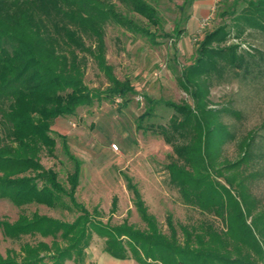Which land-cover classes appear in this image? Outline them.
<instances>
[{
	"label": "trees",
	"instance_id": "obj_1",
	"mask_svg": "<svg viewBox=\"0 0 264 264\" xmlns=\"http://www.w3.org/2000/svg\"><path fill=\"white\" fill-rule=\"evenodd\" d=\"M116 1L128 14L160 27L152 0ZM236 5L221 13H228L229 22L196 40L191 62L180 69L178 85L192 104L156 100L143 93L148 106L138 116V126L158 104L173 109L166 124L147 125L171 145L165 164L170 182L184 201L214 212L226 223L221 231L212 224L182 227L180 240L170 219L169 233L158 228L128 177L127 187L145 228L126 220L104 222L97 208L90 210L78 201L81 161L70 153L63 135L59 137L73 161L72 171L62 179L41 158L56 156L55 120L74 117L78 107H90L102 99L114 102L119 97L118 106H125L128 95L137 92L135 84L128 77L118 78L107 62L108 25L145 35L154 44L160 36L174 34L178 40L184 29L175 25L172 33L161 28L155 34L118 10L112 0H0V198L20 208L13 221L0 219L3 238L20 243L19 249L9 248L5 256L0 253V264H65L67 260L85 264L93 234L103 238V251L110 256L143 264H239L241 256L243 264H255L251 253L264 260V207L253 213L256 201L249 197L245 180L255 173L241 169L252 158L250 139L239 142L240 158L217 165L222 144L233 137L221 115L237 112L212 107L208 97L211 82L226 73L247 77L264 71V53L241 49L239 43L226 45L232 30L235 38L246 27L264 31V0L247 1L238 10ZM89 61L106 77L105 89H92L84 82ZM30 204L76 215L68 221L37 211L27 213L24 206Z\"/></svg>",
	"mask_w": 264,
	"mask_h": 264
},
{
	"label": "rangeland",
	"instance_id": "obj_2",
	"mask_svg": "<svg viewBox=\"0 0 264 264\" xmlns=\"http://www.w3.org/2000/svg\"><path fill=\"white\" fill-rule=\"evenodd\" d=\"M116 8L127 13L116 0H112ZM186 0H152L158 11L160 27L149 24L138 15L128 14L136 22L155 33H172L175 25L184 29L177 37L156 38L159 43H151L147 36L135 34L119 26L108 25L105 33L106 59L113 67V73L120 79L128 77L135 84L136 93L128 95L125 106H118L116 101H95L92 106H80L73 117L58 118L52 125V133L56 136L55 157L42 155L44 166H52L64 179L73 169V161L64 151V143L70 153L81 161L80 182L76 189V199L88 209L97 208L99 218L110 224L126 220L137 228H145L134 205L133 194L127 187L126 177L130 178L139 189L149 215L155 217L158 228L169 233L168 219L171 220L178 239L183 240L182 227L191 229L195 226L212 224L221 231L226 223L214 212L204 211L196 204L183 200L178 190L169 180L165 164L172 153L171 145L151 129L148 124H166L173 109L164 104L153 108V114L138 126V116L148 106L143 93L156 100L180 103L182 100L192 104L191 97L180 88L177 82L180 69L191 62L192 53L196 48L195 36L201 40L206 31H211L222 22H229L228 13L222 16L233 3L236 9L250 0H220L212 19L198 34L197 29L202 16L207 14L213 0H193L190 5ZM257 1V0H251ZM185 3V4H184ZM182 5V6H181ZM181 7V8H180ZM190 13L187 21L185 15ZM162 28V29H161ZM234 31L228 36L226 45L239 43L241 49H257L264 53V31L246 27L243 34L235 38ZM255 73H257L255 71ZM254 72L247 77H239L226 73L211 82L209 101L212 107H226L232 113H223L221 119L233 131V137L221 146L218 156L220 165L240 158L239 142L250 139L252 158L248 166L242 165L247 174L252 171L253 177L245 180L249 188L250 198L256 201L253 213L264 207V71ZM84 82L89 88L103 90L107 87L106 77L92 61H89ZM59 135L65 137L63 143ZM116 144L117 149L112 147ZM220 161H222L220 163ZM225 174V173H224ZM222 183V177L218 178ZM113 199L116 200L113 205ZM27 213L37 211L53 217L71 221L76 213L61 209H51L44 205L30 204L24 206ZM20 208L6 198H0V219L13 221L17 218ZM250 219H248L249 221ZM19 241L3 238L0 229V253L5 256L9 248L19 249ZM104 240L93 234L87 251L85 264L94 261L103 263ZM255 264H264L257 255ZM131 259L132 263L136 260ZM92 261V262H91ZM243 264L245 258H240ZM68 264H73L69 262ZM161 264V263H160Z\"/></svg>",
	"mask_w": 264,
	"mask_h": 264
},
{
	"label": "built area",
	"instance_id": "obj_3",
	"mask_svg": "<svg viewBox=\"0 0 264 264\" xmlns=\"http://www.w3.org/2000/svg\"><path fill=\"white\" fill-rule=\"evenodd\" d=\"M220 0H213V3H212V5H211V8H210V10H209V12L206 14V15H204V16H202L201 17V19H200V21H199V26H198V29H197V33L198 34H200V32L207 26V24L210 22V20L212 19V15H213V13H214V11H215V9H216V4L219 2ZM197 38H198V35L197 36H195V40H197ZM119 98H117V100H118ZM112 147L113 148H115V149H117V146H116V144H112Z\"/></svg>",
	"mask_w": 264,
	"mask_h": 264
},
{
	"label": "crops",
	"instance_id": "obj_4",
	"mask_svg": "<svg viewBox=\"0 0 264 264\" xmlns=\"http://www.w3.org/2000/svg\"><path fill=\"white\" fill-rule=\"evenodd\" d=\"M101 256H102V261H103V263H101V264H143V263H140L138 261H136L135 263H132L131 259H129V258H126V259H118V258L112 257L110 255L109 256H110L111 259H108L107 257H105V255H103V253L101 254ZM88 257H90L89 253H88ZM69 262H72V261L67 260L65 262V264H68ZM91 264H100V263H97L96 261H94ZM153 264H160V263L159 262H156V263H153Z\"/></svg>",
	"mask_w": 264,
	"mask_h": 264
}]
</instances>
